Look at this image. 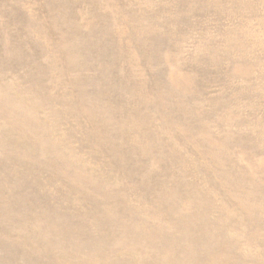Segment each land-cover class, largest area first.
I'll return each instance as SVG.
<instances>
[{
  "label": "rangeland",
  "instance_id": "374dc122",
  "mask_svg": "<svg viewBox=\"0 0 264 264\" xmlns=\"http://www.w3.org/2000/svg\"><path fill=\"white\" fill-rule=\"evenodd\" d=\"M0 264H264V0H0Z\"/></svg>",
  "mask_w": 264,
  "mask_h": 264
}]
</instances>
